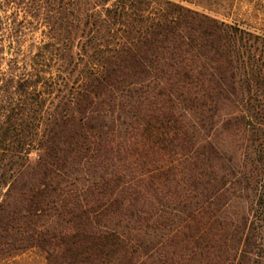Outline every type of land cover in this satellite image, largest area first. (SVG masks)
Here are the masks:
<instances>
[{
    "label": "trees",
    "instance_id": "1",
    "mask_svg": "<svg viewBox=\"0 0 264 264\" xmlns=\"http://www.w3.org/2000/svg\"><path fill=\"white\" fill-rule=\"evenodd\" d=\"M242 1L0 0V264H264V9Z\"/></svg>",
    "mask_w": 264,
    "mask_h": 264
},
{
    "label": "rangeland",
    "instance_id": "2",
    "mask_svg": "<svg viewBox=\"0 0 264 264\" xmlns=\"http://www.w3.org/2000/svg\"><path fill=\"white\" fill-rule=\"evenodd\" d=\"M253 3H247L246 1H242L237 4V8L242 11H251L250 20L254 21L253 13L254 7H259L260 9H264V0H251ZM257 5H256V4ZM253 4V6H252ZM263 6V7H260ZM251 9V10H249ZM261 16V15H258ZM239 136L235 137L231 131L225 130L221 126V122L218 124L215 132L208 135V139L215 144V147L222 156H230L234 158V161L238 162L242 158V152L246 145L245 134L244 131L239 132ZM226 210L230 216H235V214H242L249 217L250 215V201L244 198H233L226 205ZM8 264H43V261L40 257L36 256L34 253H28L21 257H17Z\"/></svg>",
    "mask_w": 264,
    "mask_h": 264
}]
</instances>
